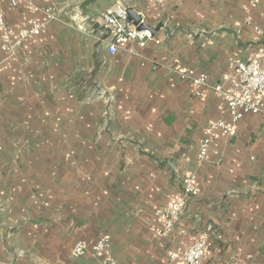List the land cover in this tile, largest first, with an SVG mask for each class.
<instances>
[{
    "label": "crops",
    "instance_id": "obj_1",
    "mask_svg": "<svg viewBox=\"0 0 264 264\" xmlns=\"http://www.w3.org/2000/svg\"><path fill=\"white\" fill-rule=\"evenodd\" d=\"M81 1L32 0L54 9L46 21L26 0H0L14 28L43 22L8 57L0 33V264H101L90 246L102 236L115 264H181L167 249L200 236L201 264H264V96L259 113L216 132L199 160L207 124L229 120L226 103L170 69L177 60L214 84L233 58L264 64V0H124L160 42L110 54L103 41L96 57ZM116 1L89 8L97 20ZM92 87L113 97L109 118ZM172 159L175 177L193 175L198 192L160 237L159 215L182 191Z\"/></svg>",
    "mask_w": 264,
    "mask_h": 264
},
{
    "label": "built area",
    "instance_id": "obj_2",
    "mask_svg": "<svg viewBox=\"0 0 264 264\" xmlns=\"http://www.w3.org/2000/svg\"><path fill=\"white\" fill-rule=\"evenodd\" d=\"M159 7H163L165 0H152ZM19 0H10L12 6H16ZM34 13L41 12L45 20L49 21L56 18L54 9L50 7L42 8L26 0ZM255 1H250V7L255 6ZM127 4L124 0H117L112 5L104 9L97 21L99 25L108 29L109 34L104 41L107 44V51L115 54L118 45L134 41L138 46H145L148 41L159 43L160 40L149 30H138L132 20L128 18ZM248 11V9H245ZM249 12V11H248ZM143 19L140 20L142 22ZM252 18L248 14L246 22L251 23ZM43 22L30 16L28 25L14 28L7 21L0 11V33L4 36V42L1 45L2 51L8 57L13 55L18 47L26 41L40 33ZM257 29V27H255ZM233 70L225 82L210 84L207 75L203 72H196L191 68H186L175 60L170 68L181 79L188 80L194 86L210 87L226 103L229 120L216 118L207 124V134L202 139L198 148L199 160L206 154L210 143L216 132L223 135H229L236 122L241 120L247 114H257L261 111L264 96V64L261 59L252 53L245 57H236L232 59ZM227 84V88L224 87ZM101 93L106 95V91L101 89ZM108 94V93H107ZM111 101L106 115L109 118L112 113L113 97L106 95ZM197 187L194 183V176L191 174L182 177V191L177 194L171 204L164 208L159 215V224L155 228V234L160 237H169L177 223L180 214L184 210L189 198L197 194ZM207 237L200 236L197 240L186 247L174 246L168 248L166 256L169 260H178L181 264H201L205 255ZM86 250V246L80 240L76 241L73 252L81 255ZM90 250L102 256L101 264H115L112 257L111 241L108 237L102 236L95 241ZM228 264H242L236 261Z\"/></svg>",
    "mask_w": 264,
    "mask_h": 264
},
{
    "label": "water",
    "instance_id": "obj_3",
    "mask_svg": "<svg viewBox=\"0 0 264 264\" xmlns=\"http://www.w3.org/2000/svg\"><path fill=\"white\" fill-rule=\"evenodd\" d=\"M96 2V0H82L78 4V9L81 10L82 14H86V22L90 26L92 35L98 36L96 39L93 48L95 50L94 56H97L99 47L103 43L104 39L106 36L109 34L108 29L104 28L103 26L99 25L98 21L94 18L92 10L89 8V6L93 5ZM127 14L128 18L133 21V23L137 26L138 30H149L152 33H154V28L145 23L144 21L140 22L142 19L141 15L137 14L131 7L127 8ZM168 163L171 167L172 170V175L174 181H177L180 186H182V180H179L178 178L175 177V166H174V160H168Z\"/></svg>",
    "mask_w": 264,
    "mask_h": 264
},
{
    "label": "rangeland",
    "instance_id": "obj_4",
    "mask_svg": "<svg viewBox=\"0 0 264 264\" xmlns=\"http://www.w3.org/2000/svg\"><path fill=\"white\" fill-rule=\"evenodd\" d=\"M101 92H102L101 89H98L97 87H92L90 96L92 98L102 99L105 107V111H107L109 105L111 104V101L108 98H106L107 96L105 94Z\"/></svg>",
    "mask_w": 264,
    "mask_h": 264
}]
</instances>
